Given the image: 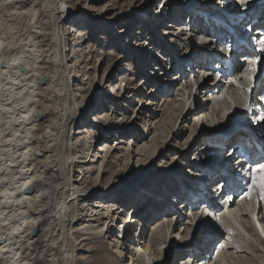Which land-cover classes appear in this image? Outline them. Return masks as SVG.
Returning a JSON list of instances; mask_svg holds the SVG:
<instances>
[{
	"label": "bare ground",
	"instance_id": "6f19581e",
	"mask_svg": "<svg viewBox=\"0 0 264 264\" xmlns=\"http://www.w3.org/2000/svg\"><path fill=\"white\" fill-rule=\"evenodd\" d=\"M231 1L200 0L189 4L187 0L183 4L181 0H165L164 3L160 2L163 5L158 4L157 11L151 13L149 19L143 23L144 27L151 25V28H155V32L158 29L163 30L161 35L166 37L167 42H170L173 53L181 48L185 49V46L189 49L193 45L191 43L195 36L193 42L197 48L195 51H188L184 57L181 55L180 62H188L192 70L193 65H202V74L204 71L210 72L212 67H215L217 68L216 72H220L221 75L218 81H215L217 79L215 77L216 79L213 80L215 82L212 80L211 82L200 81V85H197L194 90L192 87L187 94L184 92L187 88L186 84L178 87L177 89L183 90V93L178 95L179 97L175 100L167 98L175 91V86L158 92L157 85L154 84L150 88L151 92L147 93L151 94L150 98H155L156 93L164 97L161 110H167V106L177 107V118L186 108L187 114L182 116L180 121V123L183 122V125H186L192 116L202 124V140L206 145L204 151H198V147H196L200 142L196 140L197 134L191 143L193 154L185 156L188 149L176 152L178 158L183 157L184 162L181 164L185 166V170L178 181L175 183L173 180L169 181L171 185L168 191L172 192V196L177 197V203L180 201V204L175 207V203H166L167 198L155 197L153 188L146 193L148 201L152 200L153 207L157 206L159 210L164 208H160L161 204V206L171 205L170 210L163 209L165 217L171 211L174 212L173 216L176 215L174 225L171 227V222L166 225L168 237L163 246L164 253L168 247L170 248L173 239L179 238L181 240L178 242H181L182 238L188 236V232H184L180 225L179 217L183 212L182 206L197 207V210L193 212L194 217L201 213L205 217L208 215L212 218L213 221L205 219L215 225L208 223L210 224L209 229L203 233H206L205 237L208 238V241L203 239L205 244L203 248L205 249L201 248L200 252L195 254L191 260L192 264H226L221 259L222 255L231 259L230 264H264V250L259 249V245L264 247V222H260V215L255 212L256 197L259 207L260 205L264 206V122L257 124V129L262 134L256 135V138L252 139L254 141L262 137L260 140L262 154L257 157H246V159L236 157V159H242L241 163L243 161L246 163L245 168H242L243 165H239L238 169H235L237 170L235 172H238L236 175L229 172V169L234 170L232 164L230 166L223 165L222 160L219 161L224 150L239 143L240 139L242 140L240 136H243L244 130L239 126L244 122V119H238L237 109L241 107L243 96L247 93L252 82V79H249L251 73L255 68H259L261 63H264V39H260V44L257 40V46L250 48L251 42L246 41L244 35L238 34L236 30L244 28L254 17L258 23L254 24L252 35L248 36L252 41L254 37L257 38L261 34L259 26L264 25V0ZM67 3L68 0H0V264H65L69 259L68 255L72 253L71 249L78 250L77 245L80 240L86 241L85 245L88 244L86 250L89 255L84 257L90 259H83V262L75 264H105V259L98 255L102 253L101 245L104 243L102 242L100 246L91 243L100 240L101 237L110 238L113 228L115 234L118 231L115 236L120 238L113 239L112 244L116 243L120 247L134 243L135 248L138 249L136 252L140 254L143 262L153 264L161 258V252H158L157 243L154 241L158 237L155 235L151 241L144 242L142 234L137 236L136 232L135 234L129 233L132 226L136 227V224H142L141 215H152V212H148L147 201L145 210L133 209L132 214L124 218L117 226L116 222L112 220L118 218L115 213L119 210L122 212L123 206L116 207L114 203L107 204L105 200L112 197L111 195L104 196L100 193H93V198H97V200L91 203V207H86L85 211H80L82 207L78 206L72 210L70 205L72 200L83 202L90 200L89 196H85L86 194L83 193L94 187V184L90 185L86 180L90 167L78 165V159H68L74 151V147L67 130H72L74 126L76 129L74 133H79L84 126L80 125L78 120L71 124L74 114V108L69 98L72 76L67 72L65 44L60 35L61 23L65 18H69L72 13L70 11L73 10L71 6H67ZM88 5L85 1L81 9H86ZM233 11L236 14V19L239 20L237 23L232 18ZM185 15L194 19L193 25L191 24L193 31L182 27L179 31L180 39H182V34L188 30L189 35L193 34L187 39V43H181L175 39L177 34L173 32L172 28L176 27L177 22L180 23ZM176 18L177 22L173 24L172 21ZM71 20L73 19L71 18ZM222 22L227 26L224 29L226 30L224 34L218 32ZM157 26H159L158 29H156ZM229 29L231 33H227ZM196 31L197 35L194 34ZM233 34L238 37L237 39L244 40L246 46L238 45ZM156 36L159 38L158 35ZM153 40L157 41L154 37ZM227 44L231 49L226 48ZM146 46L151 49L157 45L148 41ZM145 55L144 58L147 59L143 60L141 65H145L143 71L146 73L148 68L151 69V61L154 58L146 53ZM157 58L161 62L169 59L163 58L159 54ZM202 58L205 61H202ZM227 59L231 60L233 66L235 64L232 74L230 72L228 74L226 66L222 63V60ZM152 62L157 64L155 61ZM246 62V68L236 70L239 65ZM210 64L212 66H209ZM38 65L41 66L38 67ZM150 72L147 73L150 74ZM185 73L183 70L182 75ZM151 74L156 75L157 73L152 72ZM212 75L211 73V77ZM197 78H193V86L197 84L195 82ZM256 78L257 80H253L254 90L261 91L263 96H250V106L259 109L260 115L264 116V74L262 77ZM106 80L107 78H105ZM132 91L127 86L121 97L122 101H118V104L128 103L134 94V92L131 93ZM136 91L138 94H142L140 88H137ZM202 92L204 93L202 96L211 93L206 100L213 103V108L210 109L207 106L199 105V103L196 104L195 100H190L192 93L193 97L198 95L196 98H199ZM141 101V98H137L138 103ZM175 101H178L176 105H174ZM142 106L143 103L140 104V108ZM250 114L254 117L255 111L252 110ZM252 117L248 118L246 123L254 121ZM177 129L175 138H178V135L182 133L181 128ZM85 138L87 139L88 136L85 135ZM224 139L225 141H223ZM220 142H222V146L217 145ZM214 145H217L218 149ZM99 150L101 149L99 148ZM167 151L169 149L163 150L161 154L164 155ZM235 154H237L236 151L232 155ZM213 160L228 172L225 179L227 182L224 186L228 183L226 190H228L227 193H230L223 198V201L216 200V205L211 198L215 196V192L220 190L222 181L214 182L212 180V188L208 189V184L204 185V177L200 181L195 179L196 183H201L204 186L203 192L192 190L195 182L191 181V177L196 176L193 172L207 175L208 167ZM85 161L86 157L84 160H80V162ZM79 166L78 174L81 175L77 176L78 178L72 177L71 172ZM174 168L176 166L173 165L171 169ZM118 169L122 171V168ZM239 174H243L242 180L236 181L235 177ZM120 175H122L121 172ZM244 176L247 178L245 179ZM210 177L207 180H211ZM224 186L216 194L215 199H221ZM244 189L247 191H243L242 196L236 197L237 192ZM209 190H214L212 192L214 194L209 196ZM168 191L164 193H168ZM231 194L234 195L233 198ZM172 200L174 199H169V201ZM132 201L134 200L132 199ZM142 201L141 196L136 200L138 204H141ZM139 207L141 208V205ZM251 207L253 210H250V213L248 209ZM106 217H110L109 225L104 220ZM218 220L221 222L222 229L225 228L228 231V235L235 234L232 235L233 238L230 236L223 238L219 246L220 259L212 261L211 247L219 238L218 230H221L216 224ZM79 221L81 224L74 228L73 225ZM256 223L260 226L261 231L255 226ZM248 235L253 236L251 238L255 240L247 237ZM234 236L237 237L236 240ZM139 247H142V251ZM182 251L184 252V250ZM182 251L181 253H183ZM134 259L132 257L129 264H134ZM109 262L117 264L113 261ZM166 262H171L170 255Z\"/></svg>",
	"mask_w": 264,
	"mask_h": 264
},
{
	"label": "rangeland",
	"instance_id": "374dc122",
	"mask_svg": "<svg viewBox=\"0 0 264 264\" xmlns=\"http://www.w3.org/2000/svg\"><path fill=\"white\" fill-rule=\"evenodd\" d=\"M85 1L92 6L88 5L86 9H81ZM162 1L163 3L165 2V0H68L67 6H71L73 10L70 11L72 13L69 18H65L61 23L60 35L64 39L65 44L64 54L68 65L67 72L72 76L70 79L69 98L74 108V114L71 124L78 120L79 124L84 126L79 133H74V130H76L74 126L72 130H67V133H70L74 147V151H72L68 159H78V165L90 167L89 176L86 180L89 181L90 185L94 184V187L83 193L86 194L85 196H89L90 200L85 202L72 200L70 205L72 210H75L78 206L82 207L80 211H85L86 207H91V203L97 200V198H93V193H100L104 196L111 195L112 197L105 200L107 204L114 203L116 207L123 206H121L123 208L122 212L119 210L115 213L118 215V218L112 220L116 222L117 226L124 218L132 214L133 209L145 210L147 201L149 206L148 212H152V215H139L142 224H136V227L135 225L132 226L129 233L135 234L136 232L137 236L142 234L144 242L151 241L155 235L158 237L154 241L157 243L158 252H161V258L153 264H163V261L165 262L164 264H192L191 260L195 254L200 252L201 248L202 250L205 249L203 248L205 246L203 241L205 239V241H208V238L205 237L206 233H203L209 229L208 226L210 224L208 223L210 222L212 225H215L213 222L205 219L212 220V218L208 217V215L205 217L201 213H198L194 217L193 212L197 210V207L192 208L188 206L187 208L182 206L183 212L179 217L181 220L180 225L184 232H188V236L187 238H182L181 242H178L181 240L179 238L173 239L170 248L168 247L164 253L163 246L168 237L166 225L171 222L172 227L175 223L176 215L173 216L174 212L171 211L165 217L163 211L170 210L172 208L171 205L161 206V204L160 208L164 207V210H159V207H153L154 202L152 200L148 201V194H146L147 191L153 188L154 194H156L155 197L167 198L166 203H175L174 206L177 207L180 201L177 203V197L172 196V192L168 191L171 185L169 181L173 180L174 183L178 181V178L184 174L183 170H185V166L181 164V162H184L183 157L178 158L176 152L188 149L185 156L193 154L194 150L191 143L197 134L198 138L196 140L200 141L196 145L198 151L203 152L206 146L204 140H202L203 128H201L202 124L200 121L195 120L192 116L193 118L191 117L186 125H183V122L180 123L181 117L187 114L186 108L181 111L177 118V107L167 106V110H161L164 97L156 93L157 96L155 98H150L151 94H147L151 92L150 88L154 84L157 85L158 92L162 89L165 90L168 87L175 86V91L167 97L175 100V98L183 93V90L177 89L178 87L186 84L187 88L184 92L187 94L188 90L192 87L194 90L196 87V85H192L193 78L202 75V72H197V68L194 67L192 70L188 62H180L179 60L182 56H186L188 51H195L197 48L194 45L195 42H193L195 41V36H193L194 40L192 39L191 43L194 46L192 45L189 49L185 46V49L181 48L173 53L171 48H168L166 44L163 47L164 42L157 38L158 32H155V28H151V25L150 27H144L143 23L146 22V19H149L151 13L157 11L158 4L163 5L161 4ZM199 1L188 0L189 4L190 2L195 3ZM181 2L185 4L187 0H181ZM67 10L69 9L67 8ZM63 16L65 17L66 14ZM185 16L180 23L177 22V18L172 21L173 24L175 22L178 23L172 30L177 34L175 39H178L181 43H187V39L193 34L189 35L188 32L189 30L193 31L191 18L189 19L188 15ZM192 21L194 22V19ZM167 22L169 23V20ZM182 27L189 30L184 32V36L182 34V39H180L181 35L179 31ZM158 28L159 26L156 27V29ZM241 29L238 28L236 32L238 34L241 33ZM194 34L197 35V31ZM153 37L157 41H154ZM82 40L83 42H81ZM148 41L154 42L157 46L149 49V46H146ZM228 46L226 48L231 49ZM165 47H167L166 50ZM145 53L154 58L152 61L157 63L155 65L151 61L153 65L150 64L152 70L148 68L150 67L148 65L147 72L151 71L150 74L145 73L143 71L145 65H141V62L147 59L144 58L146 57V55L144 56ZM158 54L163 58L169 59L161 62L157 58ZM159 64L161 65L159 66ZM40 66L38 65V67ZM246 66L247 62L239 65L236 70H242ZM233 67H235V64ZM260 67L264 66L260 65ZM183 70L186 73L182 75ZM152 72L157 74L153 75L151 74ZM161 72L162 74H159ZM218 76L213 74L211 77L210 75L208 82L213 81ZM105 78H107L106 81ZM127 86L133 90L131 93L133 94L134 92V94L128 103L119 105L118 103L122 101L121 97ZM137 88H140V93L142 94L137 93ZM203 94L202 92L200 97L196 98L198 95L193 97L192 93L190 100H195L196 104L199 103V105L207 106L210 109L213 108V103L206 100V98L210 97L211 93L206 96H202ZM137 98H141L142 101L138 103ZM83 99L85 100L83 101ZM95 99L97 100L96 102L94 101ZM176 102L178 101H175L174 105L177 104ZM141 103H143V106L140 108ZM86 104L88 105L86 106ZM97 122L98 124H96ZM178 127L182 129V133L178 135V138H175ZM85 135L88 136L87 139ZM167 149L169 151L166 154H161L163 150ZM226 151L224 150V152ZM85 157L86 161L80 162ZM194 157L197 158L195 155ZM88 159H90L89 162H87ZM173 165L176 168L171 169ZM79 168L80 166L71 172L72 177L78 178L81 175L78 174ZM118 168H122V171ZM179 170L181 171L179 172ZM120 172L122 175H120ZM242 175L236 176V181H240ZM244 178L246 179L247 177L244 176ZM206 183L208 184V189H211L213 181L208 180ZM226 189H228V184L224 188V192L220 197L221 199H215L216 196L211 198L215 202V205L216 200L223 201V198L230 194L227 193L228 190ZM165 191H168V193H164ZM209 191V196L214 194L212 193L213 191ZM243 191L247 190L238 191L236 197L242 196ZM139 196L143 200L141 204L136 202ZM231 197L233 198L234 195L231 194ZM168 198L174 200L169 201ZM255 203V212L256 214L259 213L260 222H264V206L260 205L259 207L257 197ZM139 205H141V208ZM250 210H253L252 207L248 209V211ZM104 220L108 223L110 217H106ZM80 222L74 224L73 227H78L81 224ZM255 226L261 231L257 223ZM217 227L221 230H218L220 232L219 238L214 246L211 247L212 261L220 259L219 246L223 238L232 237L235 234L228 235V231L225 228L222 229L223 227L220 225ZM111 233L110 238L101 237L100 240L91 243L95 246H100L102 242L104 243L101 245L102 253L98 255L105 259V264H112L109 261L117 264H129L132 257L136 259H134V264H145L140 254L136 252L138 249L135 248L134 243L120 247L116 243L112 244L113 239L115 240V238L120 237L115 236L118 231L115 234L114 228ZM247 237L251 238L253 236L248 235ZM234 238L236 240L237 237L234 236ZM251 239L255 240L254 238ZM85 242L80 240L77 245L78 250L71 249L72 253L68 255L69 259L65 264H75L83 262V259H90L84 257L89 255L86 250L88 244L85 245ZM141 248L139 247L140 251H142ZM259 249L264 250V247L259 245ZM169 255L171 262L167 263L166 259ZM221 259L224 263L230 264L231 259L226 255H222Z\"/></svg>",
	"mask_w": 264,
	"mask_h": 264
}]
</instances>
